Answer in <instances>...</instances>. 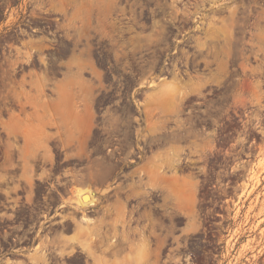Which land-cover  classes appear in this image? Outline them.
Listing matches in <instances>:
<instances>
[{"label":"rangeland","instance_id":"374dc122","mask_svg":"<svg viewBox=\"0 0 264 264\" xmlns=\"http://www.w3.org/2000/svg\"><path fill=\"white\" fill-rule=\"evenodd\" d=\"M55 1L72 6L60 10L72 48L61 52L62 72L43 73L31 48L12 55V25L31 1L0 0V264H264V0H208L207 9L195 0L192 10L178 9L183 0ZM108 40L113 67L144 61L159 72L111 82L83 72L105 66ZM251 62L255 85L225 86L223 69ZM20 67L30 70L12 74ZM200 68L216 72H190ZM224 86L219 99L255 100L260 131L254 156L211 170L215 139L189 131L185 105ZM109 88L130 104L122 119L100 115ZM82 189L93 204L81 205ZM25 227L34 240L19 261L12 237Z\"/></svg>","mask_w":264,"mask_h":264},{"label":"flooded vegetation","instance_id":"af4514ba","mask_svg":"<svg viewBox=\"0 0 264 264\" xmlns=\"http://www.w3.org/2000/svg\"><path fill=\"white\" fill-rule=\"evenodd\" d=\"M27 8L23 11V15L20 21L12 25V55H17L19 52H26L29 48L35 51L34 58L37 62H40V58L44 57L48 68L45 71H40L43 73H57L62 72L56 70V66L60 65L62 62L69 58V54L66 58L61 56V52L65 49H71L72 47L68 45L64 40H62L63 34L62 25L65 24L63 13L60 11L62 9L69 10L72 8L71 4H60L57 1L50 2V0H30ZM195 0H183L181 6L178 9L192 10L196 9L198 6L194 2ZM200 8H208V0H200ZM254 3L252 6L254 7ZM107 6V5H104ZM93 9L97 8L96 4L92 5ZM108 8L113 9L112 4H108ZM144 10V6L140 8ZM144 17V14H142ZM32 43H39L40 45L36 48L32 47ZM95 37L92 38V60L95 64L98 63L99 58L96 53L98 52ZM6 46H10V43H5ZM80 48H83L81 46ZM143 50V48H141ZM105 56L104 62L105 66H99L97 70L89 71L85 70L83 72H95L108 75L107 80L111 82L113 74H143L147 73H158L159 66L154 68L143 67L144 61L141 62L142 67L137 68H123V67H113V58L111 54V41H106L105 44ZM41 52V53H40ZM252 62H254V55L251 56ZM250 63L248 67H228L223 69V73L231 75L228 78V82L225 86H234L237 82L240 83L241 80L247 82L249 85H255L256 83V67L255 64ZM26 64V63H25ZM239 64V63H238ZM29 68L20 67L17 69H12V74H22L28 73ZM215 68H200L191 69V73L195 74L197 72L201 74H211L216 72ZM208 77V76H207ZM211 85L210 83L206 84ZM225 86L223 90H218L219 88H208L203 95V98H191L186 102L185 112L189 113L184 118L188 122L187 127L189 131L195 132L196 135L200 137L211 136L215 139L212 145L213 149L207 148L205 153L210 155L209 158H213L212 163L208 166L211 170H223L224 160L234 161L239 159L241 155L254 156L256 154V135L257 124H256V103L255 100L250 97L243 100H225L219 99L218 97L229 95L226 92ZM232 89V88H229ZM218 90V92H214ZM118 95V93L113 94L111 88L108 89L105 95V99L102 100L99 105V110H101L100 115L103 112L109 111L110 113H116L121 119L130 105L127 99H114L113 96ZM141 101H137L136 104H131L132 110L136 112H141V116L138 117L143 121V108H139ZM94 111H97V106L95 105ZM204 112L206 115H201ZM218 114L220 121H216V115ZM175 119V117H172ZM135 129L137 126L133 125ZM249 137L248 144L242 149L240 146L241 137ZM167 141V140H166ZM171 142V140L169 141ZM116 144H123L117 142ZM110 150V149H109ZM144 150L142 145L137 146L133 152L138 156ZM114 153L120 154L127 152L125 148H120L117 151H112ZM198 169H202L201 165H196ZM225 199L224 201H226ZM28 227L30 225L26 222ZM50 224H46L45 228L49 227ZM33 230L25 227L19 236L12 237V255L18 256L19 261H26L28 257V249H31L30 245L34 240L32 235ZM37 235V232H36ZM111 249V247H110ZM80 255V254H79ZM15 261V259H12Z\"/></svg>","mask_w":264,"mask_h":264},{"label":"bare ground","instance_id":"6f19581e","mask_svg":"<svg viewBox=\"0 0 264 264\" xmlns=\"http://www.w3.org/2000/svg\"><path fill=\"white\" fill-rule=\"evenodd\" d=\"M79 194H80L79 197L81 199V202H80L81 205L87 206V205L93 204L94 197L89 191H85L84 189H82V190L79 191Z\"/></svg>","mask_w":264,"mask_h":264}]
</instances>
